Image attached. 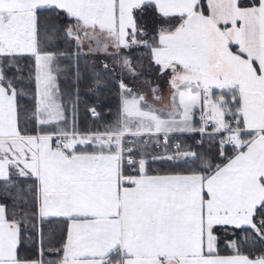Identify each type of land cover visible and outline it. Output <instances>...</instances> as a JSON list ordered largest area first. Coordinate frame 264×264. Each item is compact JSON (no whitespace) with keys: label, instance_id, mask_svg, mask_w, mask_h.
Listing matches in <instances>:
<instances>
[{"label":"snow or ice","instance_id":"6c2138e0","mask_svg":"<svg viewBox=\"0 0 264 264\" xmlns=\"http://www.w3.org/2000/svg\"><path fill=\"white\" fill-rule=\"evenodd\" d=\"M0 264H264V0H0Z\"/></svg>","mask_w":264,"mask_h":264},{"label":"trees","instance_id":"16d2710c","mask_svg":"<svg viewBox=\"0 0 264 264\" xmlns=\"http://www.w3.org/2000/svg\"><path fill=\"white\" fill-rule=\"evenodd\" d=\"M64 86L68 87L70 86V81L65 78L64 80ZM105 104L107 107L104 109L105 116L113 115L115 113L116 107H117V97L115 95V90L111 89L108 92L105 93ZM81 121L82 123H85V126H90L91 121H86L83 111H81Z\"/></svg>","mask_w":264,"mask_h":264}]
</instances>
